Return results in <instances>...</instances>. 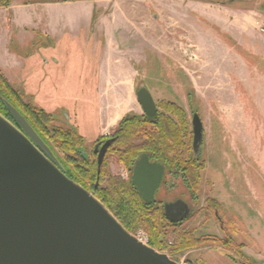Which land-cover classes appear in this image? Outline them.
<instances>
[{
    "label": "rangeland",
    "instance_id": "obj_1",
    "mask_svg": "<svg viewBox=\"0 0 264 264\" xmlns=\"http://www.w3.org/2000/svg\"><path fill=\"white\" fill-rule=\"evenodd\" d=\"M12 1L3 7H9ZM15 1L26 6L20 9V20L32 17L11 42L17 59L23 63H17L10 72L0 70L24 96L23 101L54 115L47 128L48 135L54 137L52 141L56 139L52 152L73 172L69 158L74 152L58 147L61 142L53 130H76L83 138L86 155L95 162L92 146L100 128L97 80L102 34L95 31L93 16L88 27L76 25L84 13L81 7L43 8L45 3L77 0ZM160 1L174 13L171 18L158 8ZM143 2L148 7L150 24L156 22L160 32L150 27L151 44L144 49L146 57L139 59L141 63L134 60V91L146 86L156 103L170 100L181 105L179 116L169 114L181 132L173 147H181L183 164L196 157L202 166L197 201L192 204L195 215L181 226H168L161 216V234L154 237L157 244L153 248L179 263L264 264V0ZM194 3L203 4L202 12L192 6ZM48 11L55 26L48 20ZM188 24L189 33L183 28ZM68 26H72L71 31ZM48 27L61 30L57 39L45 33ZM160 40L170 41L175 53L167 47L151 51V45ZM122 76L124 72L118 74ZM116 86L122 93L124 85ZM193 113L199 115L203 125L202 142L195 151L190 150L189 134ZM104 165L108 175L122 180H130L134 167L119 162L114 154L107 155ZM121 170L127 172V177L120 175ZM208 179L213 192H209ZM83 181L92 184L85 177ZM96 182L105 187L107 176H96ZM165 188L162 192L167 194ZM211 194L221 203L220 214L237 222L236 232L229 228V233H224L212 214L198 212ZM139 231L149 241L150 234L144 228H136L133 234ZM226 235L244 244V249L237 253L234 246H224ZM179 237H183L185 247H178Z\"/></svg>",
    "mask_w": 264,
    "mask_h": 264
},
{
    "label": "water",
    "instance_id": "obj_2",
    "mask_svg": "<svg viewBox=\"0 0 264 264\" xmlns=\"http://www.w3.org/2000/svg\"><path fill=\"white\" fill-rule=\"evenodd\" d=\"M136 100L148 116L156 113L151 93L140 86ZM15 123L0 114V264H186L138 240L90 191L68 177L52 150L25 116L4 101ZM194 144L202 121L193 115ZM113 139L97 152V168ZM162 168L142 155L130 181L153 202ZM177 203L164 205L165 210ZM188 213L178 219H183Z\"/></svg>",
    "mask_w": 264,
    "mask_h": 264
},
{
    "label": "trees",
    "instance_id": "obj_3",
    "mask_svg": "<svg viewBox=\"0 0 264 264\" xmlns=\"http://www.w3.org/2000/svg\"><path fill=\"white\" fill-rule=\"evenodd\" d=\"M10 1L0 0V6L9 5ZM23 98L24 96L11 86L0 70V114L16 124L4 104V101H8L25 116L29 124L52 150L53 146L56 147L54 144L56 139L54 142L52 141L54 137L48 135L47 128L54 120V115L35 106L30 101H23ZM168 105L166 114L161 113L155 119H148L144 114L134 112L125 114L113 133L116 140L109 150V155L114 154L119 162L128 164L131 160L133 161L140 150L144 149L148 150L154 158L159 159L164 164H170L172 167L175 162H181V151H170L176 141L177 134L175 133L178 132V129H176L177 122L169 115L179 116L180 112L174 103ZM53 133L61 142V144H57L58 147H64L66 150L74 152V155L69 159L75 171H70L66 175L88 191L92 189L94 196L108 208L129 233L133 234L136 228H144L148 231L150 234L148 245L155 247L157 243L154 237L161 234L159 231L161 219L159 210L152 205H147L141 199L130 180H122L108 175L104 168L107 156L100 168L99 176V179L104 175L107 176L106 186L102 187L99 182L96 183V163L90 161L86 155L83 138L75 130L59 127L54 128ZM61 135L64 137L63 140L60 139ZM83 177L92 181L91 186L83 181ZM198 177L199 174H196L197 179ZM182 238L179 237L177 243L180 248L184 246Z\"/></svg>",
    "mask_w": 264,
    "mask_h": 264
},
{
    "label": "crops",
    "instance_id": "obj_4",
    "mask_svg": "<svg viewBox=\"0 0 264 264\" xmlns=\"http://www.w3.org/2000/svg\"><path fill=\"white\" fill-rule=\"evenodd\" d=\"M160 2L161 4H156L158 8H160V11L171 18L174 13L169 11L170 9L168 8L170 7L164 8L163 2ZM43 6L44 9L55 6L81 7L84 9V13L79 24L78 22L76 24L78 27H81V25H86L88 27L91 17H94L93 27L98 34H102V43L99 48L97 80L100 126L98 136L109 134L125 114L129 112L139 113L141 111L134 93V82L136 78L134 60L137 63H141L139 59L143 61L146 57L144 49L148 50L151 44L149 40L150 27L158 31L157 23L152 22L150 24L148 7L143 0H77L73 2L63 1L45 3ZM192 6L200 12L203 10V4L201 3H194ZM22 8H26V6L15 0L12 1L9 7L0 6V67L1 69L6 68L9 72L10 69L12 71L14 70L17 63L20 65L23 63L21 60L17 59V53L12 50L11 43L12 40L16 38L19 28L26 26L28 20L32 18L31 16H29V18L25 16L21 21L20 9ZM176 9L177 8L174 7L173 10ZM48 12L50 13L48 20L51 22L52 26H55L53 25L55 22L50 20L51 12ZM9 13L10 16H8ZM57 23L56 21V24ZM189 25L190 24L185 25L187 26L186 28L183 27L188 33L191 30L189 29ZM71 27L72 26H68L67 29L71 31ZM59 31L61 30L52 27L50 29V27H48L45 33H48L51 38L57 39ZM151 46V51L163 50L165 47L171 48L170 51H172V53L175 51L170 41H156ZM21 72H24V70H21ZM120 72H124L122 78L118 77ZM8 79L9 83L12 84L11 79ZM117 84L124 85L122 93L118 91ZM122 106H125L123 111L121 109ZM119 111L122 112L117 117Z\"/></svg>",
    "mask_w": 264,
    "mask_h": 264
},
{
    "label": "flooded vegetation",
    "instance_id": "obj_5",
    "mask_svg": "<svg viewBox=\"0 0 264 264\" xmlns=\"http://www.w3.org/2000/svg\"><path fill=\"white\" fill-rule=\"evenodd\" d=\"M144 87L150 92V90L148 89V87H146V86H144ZM135 94H136V91H135ZM151 95H152V93H151ZM152 97H153V95H152ZM154 102H155V100H154ZM170 103H174V102L173 101H170V100H166V101H163L162 100L159 103H156L155 102V105H156V113L153 116L146 115L143 112V110H142V108L140 106V108L142 110V113H140V114H144L148 119H155L161 113L166 114V108L169 107L168 104H170ZM174 104L179 108V112L181 113L182 112L181 105L176 104V103H174ZM194 114L195 113H193L192 116H191V129L189 130V132H190L189 134H191V138H192L191 139L192 141H191L190 150L193 149V151H195L196 149H199L200 148V145H201V142H202V138H201V141H200L199 145L194 144V131H193V123H192V121H193V115ZM117 126H118V124H117ZM116 129H117V127H116ZM113 133H109V134L103 135V136H98L95 139L94 143H93V146H92V154L94 155V158H95L94 160H95V163H96L97 178H99L100 168H101V166L103 164V161H104L105 157L110 153L109 150H110L111 146L113 145V143L116 140L115 139V136L113 135ZM180 133L181 132L178 131L177 132V135L180 136ZM202 134H203V129H202ZM111 138L113 139V142L107 148V150H106V152L104 154L102 163H101V165L99 167V173H98V168H97V152L99 151V149L102 146V144L107 139H111ZM95 148H96V151L97 152L94 151ZM180 148L181 147H172V149L170 151L171 152H180ZM142 155H146L149 163H156L157 165L161 166V168H162L161 178H160V181H159V185H158V187L156 188V190H155V192L153 194L154 201L153 202H150V203H147V205H152L154 208L158 209L159 212H160V215L166 221V224H168V226H181V225H183L185 222H187L189 219H191L195 215L194 214V207H193L192 204H194V202L197 201V196H198V193H199V186H200V183H201V180L199 178L198 179L196 178V174H198L199 171H201V168H202V167L199 166L200 163H197L196 157H194V159H190L189 162H185L184 164L182 162H179V161L178 162H175L174 164H172L173 165V167H172V166H170V164H167V163L164 164L159 159L154 158L149 153L148 150L142 149L137 154V156L133 159V161L132 160L130 161V164L131 165L132 164L135 165L136 161ZM56 159H57L58 165L62 169V171L65 174H69V171L67 170V168L58 160L57 157H56ZM170 169H172V170H170ZM185 174L190 175V177L192 179L187 178L186 177L187 175H185ZM168 175H170L169 179L166 178ZM206 183H207V186L209 187V192H213V184H212V182L208 179ZM132 185H133V183H132ZM162 187H166L165 190H166L167 194L170 193V192H172L173 193L172 194L173 197H171V198H169V197L168 198H164V197H166L165 195H167V194L165 192L164 193L162 192L163 191L162 190ZM89 191L92 192V193L94 192L92 189H89ZM205 201H206V204L204 205V207L202 209H200L198 211L199 213L201 211H204L207 214H212V217L217 222L218 228L220 230H222L224 233H229V231H230L229 228L232 229V233L234 231L236 232L238 230L236 228V226H237L236 223L237 222L235 223L233 220H230V219H227L226 220L225 219L226 217L225 216L223 217V215L220 214L221 203H220V201L213 194L207 195ZM172 203H177V206H176L177 208L184 207L185 210H182L181 211V210H178V209H175L174 208L171 211L170 210L166 211L164 205H166V204H172ZM186 212L188 214L183 219L177 220V221H171L170 220V218L178 219V218L182 217L184 215V213H186ZM222 240H223V245L224 246H227V247L234 246L237 249L236 250L237 253H240L244 249V244H242L240 242L233 241L227 235H226L225 240L224 239H222Z\"/></svg>",
    "mask_w": 264,
    "mask_h": 264
},
{
    "label": "built area",
    "instance_id": "obj_6",
    "mask_svg": "<svg viewBox=\"0 0 264 264\" xmlns=\"http://www.w3.org/2000/svg\"><path fill=\"white\" fill-rule=\"evenodd\" d=\"M120 175H121L123 178H125V177H127V172H126L125 170H121V171H120ZM134 236H135L138 240H140L141 242H143V243H145V244H148V239H147V237H146V235L144 234L143 231H139V232L135 233Z\"/></svg>",
    "mask_w": 264,
    "mask_h": 264
},
{
    "label": "bare ground",
    "instance_id": "obj_7",
    "mask_svg": "<svg viewBox=\"0 0 264 264\" xmlns=\"http://www.w3.org/2000/svg\"><path fill=\"white\" fill-rule=\"evenodd\" d=\"M123 108V106L121 107V109Z\"/></svg>",
    "mask_w": 264,
    "mask_h": 264
}]
</instances>
